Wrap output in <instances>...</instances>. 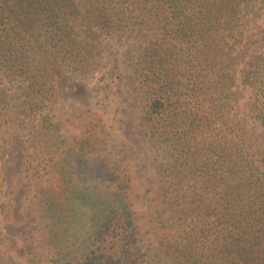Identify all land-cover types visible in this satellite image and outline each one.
I'll return each instance as SVG.
<instances>
[{"label": "trees", "instance_id": "1", "mask_svg": "<svg viewBox=\"0 0 264 264\" xmlns=\"http://www.w3.org/2000/svg\"><path fill=\"white\" fill-rule=\"evenodd\" d=\"M261 3L0 0V81H26L30 92L41 93L45 86L44 69L30 37L34 32L42 52L59 65L75 62L78 56L68 18L81 16L106 33L149 36L135 74L146 94L145 134L165 159L158 165L163 185L151 199L159 219L151 234L158 256L166 263L264 264V149L236 132L228 117L237 82L248 88L245 107L264 134ZM257 18L263 19V28L255 39ZM258 41L261 46L249 50ZM28 112L21 110L25 115ZM84 124L81 134L86 141L87 134H96L98 124ZM50 126L42 121L32 127L26 149L40 146V154L44 149L47 154L56 153L57 149H46L43 144L42 134ZM71 136L57 134L58 141L69 140L66 158L78 163L89 151L94 154L91 146L82 140L77 143ZM118 170L113 168L106 225L94 233L85 250L69 259L65 255L59 264H156L147 255L151 251L140 245L138 219L129 200L120 194L122 174ZM31 176L41 177L34 171ZM48 182L51 191L64 187L55 176ZM57 195L56 191L44 196L56 199ZM45 207L57 210L49 199ZM95 241L97 247H93Z\"/></svg>", "mask_w": 264, "mask_h": 264}, {"label": "rangeland", "instance_id": "2", "mask_svg": "<svg viewBox=\"0 0 264 264\" xmlns=\"http://www.w3.org/2000/svg\"><path fill=\"white\" fill-rule=\"evenodd\" d=\"M261 13L262 9L257 15ZM73 18L67 26L78 44L75 62L56 64L42 52L36 32L30 36L44 69L43 92H30L26 81H0V264H59L65 255L69 259L85 250L107 223L114 167L122 174L120 194L138 219L140 245L151 251L147 255L153 263L169 264L158 256L151 234L159 221L151 199L163 185L158 165L165 159L145 134L146 94L135 74L150 38L144 33H106L81 16ZM255 23L258 39L263 19ZM260 46L261 41L254 42L249 50ZM233 90L228 117L234 129L264 149V134L245 107L248 88L236 82ZM22 109H28V115ZM42 121L51 123L42 134L43 144L56 153L44 149L40 154V146L26 149L29 131ZM93 121L97 132L87 134L86 143L81 132L84 123ZM57 134L72 135L69 138H77V143L82 140L94 154L89 151L78 163L66 158L69 140L59 142ZM33 171L41 177L32 178ZM51 176L60 178L64 187L51 191ZM56 191V199L44 196ZM47 199L57 210L45 207ZM93 244L97 247L96 241Z\"/></svg>", "mask_w": 264, "mask_h": 264}]
</instances>
